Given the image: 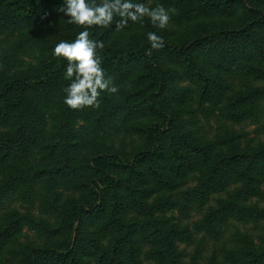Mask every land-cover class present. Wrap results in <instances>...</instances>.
Wrapping results in <instances>:
<instances>
[{"label": "trees", "instance_id": "obj_1", "mask_svg": "<svg viewBox=\"0 0 264 264\" xmlns=\"http://www.w3.org/2000/svg\"><path fill=\"white\" fill-rule=\"evenodd\" d=\"M133 2L177 9L175 25L85 29L64 0H0V264H264V0ZM83 30L118 91L72 110L53 49ZM199 119L254 138L209 137ZM121 133L139 144L105 148ZM16 194L38 215L6 210Z\"/></svg>", "mask_w": 264, "mask_h": 264}, {"label": "clouds", "instance_id": "obj_2", "mask_svg": "<svg viewBox=\"0 0 264 264\" xmlns=\"http://www.w3.org/2000/svg\"><path fill=\"white\" fill-rule=\"evenodd\" d=\"M69 19L68 22L85 29L93 26L108 27L116 17V30L125 28L129 21L142 22L148 18L153 27L165 29L175 8L163 5L149 7L144 3H134L133 0H64L60 9ZM90 32L83 30L72 42L61 40L53 49V55L64 58L68 63L66 77L72 83L64 89L66 96L64 104L72 110L84 108H99L101 92L116 93L113 78L106 76L102 68V59L98 49L104 48L103 42L90 38ZM151 49L160 50L165 46L164 40L155 32L147 33Z\"/></svg>", "mask_w": 264, "mask_h": 264}, {"label": "rangeland", "instance_id": "obj_3", "mask_svg": "<svg viewBox=\"0 0 264 264\" xmlns=\"http://www.w3.org/2000/svg\"><path fill=\"white\" fill-rule=\"evenodd\" d=\"M149 7H154L155 5H153L152 2H150L149 4H147ZM178 13V10L176 9V13L172 15V18L169 22L168 25H175L174 24V15H176ZM189 26L190 24H185L183 27H180V29L177 28V26L174 27L173 30H175V33H183L185 34L188 30H189ZM112 38L110 39V42H112ZM129 42L128 37L126 36L125 38H122V45H125ZM223 80H227L226 83H232L233 87H238L241 88L244 85V81L243 80H237V79H233V78H222ZM191 108L192 111L195 112V105H191L188 106L186 105L185 107H182V115H183V119L187 122L191 121L193 117L191 110H189ZM199 125H189V127L191 129H195V127H198L200 129V132L202 134H206L207 136H211L213 133H221L225 130L227 131H233L236 133V135H238L239 137H241L242 141H248L250 139L254 138V133L253 130L254 128L252 126H249L247 124H230V123H215L212 122L211 124H207L204 120L199 119ZM214 121V120H212ZM139 144V139L137 137L134 136H130L129 134L126 133H121L118 134L114 137H112L109 141H106L103 143V145L105 146V148L110 149V150H117V149H121L124 152L128 153L131 152L133 150V147H136ZM2 174H0V179H1ZM72 195V194H71ZM4 207L6 210H16L20 213H25L26 211H30L35 215H38L37 212V204H33L31 201H29L28 199H21L18 197V195H11L9 196L4 204ZM173 217H177L176 214H174ZM24 237H27L31 240H34V235L32 232L28 231V230H24L22 236L20 237L21 239H23Z\"/></svg>", "mask_w": 264, "mask_h": 264}]
</instances>
